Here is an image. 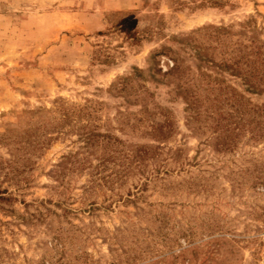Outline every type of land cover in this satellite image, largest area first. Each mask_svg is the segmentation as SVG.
I'll return each mask as SVG.
<instances>
[{
	"label": "rangeland",
	"instance_id": "rangeland-1",
	"mask_svg": "<svg viewBox=\"0 0 264 264\" xmlns=\"http://www.w3.org/2000/svg\"><path fill=\"white\" fill-rule=\"evenodd\" d=\"M0 264H264V0H0Z\"/></svg>",
	"mask_w": 264,
	"mask_h": 264
}]
</instances>
